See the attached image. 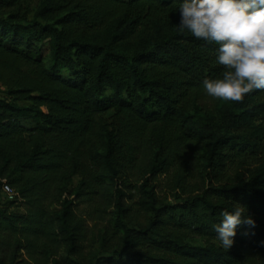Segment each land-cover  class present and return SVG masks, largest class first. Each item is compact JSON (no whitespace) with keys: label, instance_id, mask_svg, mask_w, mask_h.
Segmentation results:
<instances>
[{"label":"trees","instance_id":"1","mask_svg":"<svg viewBox=\"0 0 264 264\" xmlns=\"http://www.w3.org/2000/svg\"><path fill=\"white\" fill-rule=\"evenodd\" d=\"M182 3L0 0V264H264V90L207 96Z\"/></svg>","mask_w":264,"mask_h":264},{"label":"clouds","instance_id":"2","mask_svg":"<svg viewBox=\"0 0 264 264\" xmlns=\"http://www.w3.org/2000/svg\"><path fill=\"white\" fill-rule=\"evenodd\" d=\"M179 12L181 31L218 46L216 63L224 70L203 81L207 96L242 103L252 91L264 90V0H183ZM220 217L213 229L225 250L233 246L238 226L255 227L239 203Z\"/></svg>","mask_w":264,"mask_h":264},{"label":"rangeland","instance_id":"3","mask_svg":"<svg viewBox=\"0 0 264 264\" xmlns=\"http://www.w3.org/2000/svg\"><path fill=\"white\" fill-rule=\"evenodd\" d=\"M128 49L131 50L130 52H133V51H134V47H132V46H129ZM67 75H68V74H67ZM0 95H1V94H0ZM203 104H204V105H205V104L208 105V108H207L208 111H207V112L209 113V111H211L212 114L215 116L214 118L216 119V122H217V123L220 122L221 117H220V115H219V109L213 106V104H214L213 101L210 100V98L208 97V99H206V102L203 103ZM222 122H223V121H222ZM75 183H77V180H76ZM5 197H7V198H9V199H12V198H10V196H8L7 194H5ZM168 203H171V204H172V203H175V200H174L173 198H171V199H169ZM112 211H113V207H110V209H109V211H108V214H109V213H112ZM191 242L194 243V244H199V245H202V244L205 243L204 239H203V238H200V237L192 238ZM96 252H97V246H95L94 249H92V250L89 251V253H88L89 258L93 257V255L96 254ZM70 264H75V263H70Z\"/></svg>","mask_w":264,"mask_h":264},{"label":"built area","instance_id":"4","mask_svg":"<svg viewBox=\"0 0 264 264\" xmlns=\"http://www.w3.org/2000/svg\"><path fill=\"white\" fill-rule=\"evenodd\" d=\"M4 193L7 194L8 196H10V198H13L15 193L14 191L10 188V186L8 185H4L3 187Z\"/></svg>","mask_w":264,"mask_h":264}]
</instances>
